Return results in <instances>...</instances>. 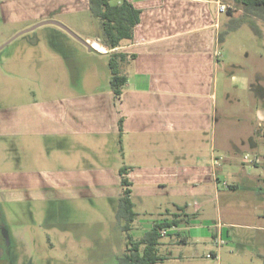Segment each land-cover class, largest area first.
<instances>
[{"label": "crops", "instance_id": "0c3cea01", "mask_svg": "<svg viewBox=\"0 0 264 264\" xmlns=\"http://www.w3.org/2000/svg\"><path fill=\"white\" fill-rule=\"evenodd\" d=\"M129 1L140 14L132 40L122 45L134 57L125 65L126 82L117 98L109 84L108 61L103 84L94 81L87 89L79 77L88 69L86 60L107 57L89 0H0L7 77L22 81V76L43 74L48 60L53 74L60 70L74 76L55 85L62 93L0 103V140H15V146L10 144L20 162L44 163L0 171L1 196L8 201L45 199L59 207L111 202L117 208L118 171L126 167L136 213L130 224L133 238H141L155 222L192 214L189 225L166 228L158 244L159 264H264V132H228L224 143L218 141L217 101L220 82L226 80L218 34L228 15L224 21L217 0ZM223 1L242 13L232 1ZM46 19L83 32L81 38L95 51L54 24L29 30L41 27L49 33L45 36L20 33ZM18 84L33 92L32 84ZM251 89L264 103V76ZM261 109H256L258 122H264V105ZM246 154L257 161L248 164ZM73 208L82 209L79 204L71 212ZM99 208L91 214L70 213L71 223L63 215L65 232H71L72 244L86 243L90 252H102H85L84 264L101 257L118 264L126 248L120 223L104 224L116 227L107 242L96 231L79 232L89 218L104 219ZM52 234L57 238L49 246L60 241L59 231ZM219 237L225 241L216 246ZM96 241L106 245L94 251Z\"/></svg>", "mask_w": 264, "mask_h": 264}, {"label": "rangeland", "instance_id": "374dc122", "mask_svg": "<svg viewBox=\"0 0 264 264\" xmlns=\"http://www.w3.org/2000/svg\"><path fill=\"white\" fill-rule=\"evenodd\" d=\"M229 5L232 4L228 3ZM235 16L240 14V11L233 9ZM222 12V16L226 20V13ZM256 24L264 32V23L260 20L256 21ZM34 25V24H33ZM32 26V25H31ZM30 27V26H28ZM26 27V28H28ZM225 24L221 30H224ZM24 28V29H26ZM69 28V27H68ZM83 28V27H82ZM81 30V28H78ZM73 31V30H72ZM5 32V31H4ZM79 33H83L78 31ZM18 33V32H17ZM80 37L81 34L75 32ZM4 34V33H3ZM47 31L45 29H35L34 31H28L23 33L24 36L40 35L45 36ZM2 36V35H1ZM20 40V39H17ZM2 45V44H1ZM0 45V46H1ZM264 38L263 36L255 35L247 24L243 23L238 28L225 33L223 40L220 43L219 52L221 54V68L223 76L226 77L220 85L219 97L217 101L218 107V141H226L225 135L228 132L240 133L255 130L256 132H264V122L256 121V109H261L264 105L261 99L254 98L252 93L251 84L257 79H261L264 76ZM14 46V45H12ZM8 51L7 47L0 49V103L7 104L14 103L26 97L43 96L45 94L52 95L54 93H62L59 88H56V84L65 83L69 78H74L73 75L64 74L62 71L57 73L49 70L50 61L44 60L47 63L43 66L45 69L43 74H31V76H22L24 85H33V92L28 90L23 91L20 89V81L15 76L7 77L3 67H6L4 57ZM14 60V59H13ZM15 59L13 62H16ZM4 61V63H3ZM107 57L90 59V63L86 60V67L81 70V77L86 88L93 85V82L97 81L103 84L106 81L109 73L107 72ZM62 63L59 61L58 64ZM15 65V64H14ZM37 66V64H34ZM86 70V72H85ZM259 72L262 76L258 75ZM226 76H225V75ZM110 76V75H109ZM232 77V78H231ZM78 82V81H77ZM103 82V83H102ZM9 85V86H8ZM23 87V85H22ZM56 88V89H55ZM22 95V96H21ZM23 97V98H22ZM262 110V109H261ZM15 140H0V171H15L18 168L25 166L33 167L36 164L37 167H42L44 163H41L39 159L34 161L28 159L24 162L18 159L17 150L10 144ZM244 157V156H243ZM250 157V156H249ZM251 158V157H250ZM254 159V158H253ZM248 164H252L249 163ZM255 165H253L254 167ZM262 169V167H259ZM79 204L82 209L73 208L72 212L86 211L91 214V210L97 206H100L98 214H102L104 219L96 221L94 219H88L89 223L84 226L85 229H79L85 231L86 234L90 232H98L104 234L103 238L107 242L109 235L116 229V227L106 228L104 227L108 222L122 223L115 215L114 210L117 208L115 204L107 202L105 204L98 203L97 206L87 201H76L74 204H65L63 207L59 204L52 203L50 201L35 200L31 202H23L14 200H4L0 193V224L5 228V244L0 242V264H69L71 260L75 264H84L85 252L87 254H96L101 256L102 252H90L89 246L86 247V243L72 244L69 239V232H65V221L63 222V215H66L67 222L71 223L72 217L70 215L71 208ZM66 206V208H65ZM58 211V212H57ZM65 211V212H64ZM57 212V213H56ZM99 223V225H98ZM105 224V225H104ZM117 224V223H116ZM69 225V229H71ZM90 229V232L88 231ZM59 244L49 246V241L55 242L57 238L52 232H58ZM2 231L0 230V236ZM62 238V239H61ZM72 244V245H71ZM91 249L94 251L101 250L105 242L96 241ZM108 245V244H107ZM101 247V248H100ZM88 248V249H87ZM92 257V255H90ZM102 258V257H101ZM99 260H91L89 264H111L108 263V258ZM84 262V263H83ZM97 262V263H96Z\"/></svg>", "mask_w": 264, "mask_h": 264}, {"label": "trees", "instance_id": "16d2710c", "mask_svg": "<svg viewBox=\"0 0 264 264\" xmlns=\"http://www.w3.org/2000/svg\"><path fill=\"white\" fill-rule=\"evenodd\" d=\"M238 5L242 13L235 16L233 8L226 10L228 20L225 22V29L218 34L219 42L223 40L225 33L238 28L243 23L247 24L252 32L262 37L263 32L256 24L257 20L264 21V0H229ZM89 8L94 17L99 20L101 28V44L106 47L108 55V66L110 70V88L115 97L119 98L123 92L126 82L124 74L125 65L134 57L133 54L122 49L123 42L132 40L133 29L139 21L140 11L134 7L129 0H89ZM121 191L118 198L116 216L121 229L126 235V248L118 256V264H159L163 257L158 255L159 240L163 236L160 229L178 226L179 224L189 225L192 214H185L184 217L155 222L141 238L135 239L130 231V224L136 213L133 209V202L130 198L131 182L127 178V168H120Z\"/></svg>", "mask_w": 264, "mask_h": 264}, {"label": "water", "instance_id": "95a60500", "mask_svg": "<svg viewBox=\"0 0 264 264\" xmlns=\"http://www.w3.org/2000/svg\"><path fill=\"white\" fill-rule=\"evenodd\" d=\"M44 24H54V25L59 26L60 28L64 29L67 33H69L71 36H73L75 39H77L79 42H81L83 45H85L88 50L95 51L94 47L90 43H88L83 38H81L79 35H77L74 31H72L66 25H64L60 21L54 20V19L42 20V21L34 24L33 26H31L29 28H26L25 30H22L20 33H24L26 31L32 30V29H34V28H36V27H38L40 25H44Z\"/></svg>", "mask_w": 264, "mask_h": 264}, {"label": "built area", "instance_id": "2783aa9c", "mask_svg": "<svg viewBox=\"0 0 264 264\" xmlns=\"http://www.w3.org/2000/svg\"><path fill=\"white\" fill-rule=\"evenodd\" d=\"M216 5H217L216 9L218 13L226 12V10L229 7H231L227 2L223 0H217ZM244 160L252 164H254L257 161L256 159L250 158L247 154L244 155ZM159 231L162 235H164L167 232L166 229H160ZM224 241H225L224 238L219 237L218 240H214V245L216 246L221 245L222 243H224ZM207 255L211 256V254H207Z\"/></svg>", "mask_w": 264, "mask_h": 264}, {"label": "flooded vegetation", "instance_id": "af4514ba", "mask_svg": "<svg viewBox=\"0 0 264 264\" xmlns=\"http://www.w3.org/2000/svg\"><path fill=\"white\" fill-rule=\"evenodd\" d=\"M0 230L2 231L1 233V236H0V242L2 244H5L6 245V242H5V228L0 224Z\"/></svg>", "mask_w": 264, "mask_h": 264}, {"label": "bare ground", "instance_id": "6f19581e", "mask_svg": "<svg viewBox=\"0 0 264 264\" xmlns=\"http://www.w3.org/2000/svg\"><path fill=\"white\" fill-rule=\"evenodd\" d=\"M101 49V48H100Z\"/></svg>", "mask_w": 264, "mask_h": 264}]
</instances>
